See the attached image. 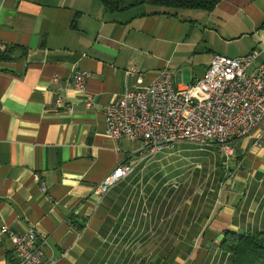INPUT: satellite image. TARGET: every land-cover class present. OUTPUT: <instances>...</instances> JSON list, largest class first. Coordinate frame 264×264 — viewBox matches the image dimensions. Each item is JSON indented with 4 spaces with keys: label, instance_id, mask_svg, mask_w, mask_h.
<instances>
[{
    "label": "crops",
    "instance_id": "1",
    "mask_svg": "<svg viewBox=\"0 0 264 264\" xmlns=\"http://www.w3.org/2000/svg\"><path fill=\"white\" fill-rule=\"evenodd\" d=\"M144 12H109L100 0H0V264H18L3 227L35 231L50 264H233L221 246L226 231L264 235V147L254 137L233 145L225 172L215 145L182 143L141 158L136 143L108 136L104 115L163 72L176 88L201 79L216 54L256 52V66L264 62V0H224L210 13ZM79 70L90 73L94 105L76 89ZM211 159L214 197L173 189L186 166ZM120 163L133 173L101 193ZM164 167L166 193L152 172L142 176H166ZM150 232L174 237L151 247L159 254L148 263L140 251Z\"/></svg>",
    "mask_w": 264,
    "mask_h": 264
},
{
    "label": "built area",
    "instance_id": "2",
    "mask_svg": "<svg viewBox=\"0 0 264 264\" xmlns=\"http://www.w3.org/2000/svg\"><path fill=\"white\" fill-rule=\"evenodd\" d=\"M258 57L256 52L240 58L216 54L204 76L183 88L175 87L169 72L147 87H132L104 108L108 136L136 143L141 158L187 143L215 145L229 163L235 160L233 145L239 140L254 137L256 147H264V62L256 66ZM89 77V72L79 70L74 82L87 105H94L86 90ZM53 84H59L57 77ZM133 171L132 164L120 163L99 190L107 194ZM1 233L10 236L18 264H50L46 242L35 231L16 235L3 227Z\"/></svg>",
    "mask_w": 264,
    "mask_h": 264
},
{
    "label": "trees",
    "instance_id": "3",
    "mask_svg": "<svg viewBox=\"0 0 264 264\" xmlns=\"http://www.w3.org/2000/svg\"><path fill=\"white\" fill-rule=\"evenodd\" d=\"M224 0H100L109 12L138 9L153 15L179 16L185 11L210 13ZM2 55V54H1ZM233 264H264V235H239L226 231L221 242Z\"/></svg>",
    "mask_w": 264,
    "mask_h": 264
},
{
    "label": "rangeland",
    "instance_id": "4",
    "mask_svg": "<svg viewBox=\"0 0 264 264\" xmlns=\"http://www.w3.org/2000/svg\"><path fill=\"white\" fill-rule=\"evenodd\" d=\"M187 145L193 146L195 149H203V147H200L197 145H192V144H187ZM207 155H212L214 158V155L210 154L209 151H208ZM216 155H218V154H216ZM219 156H220V165L224 169L223 171L226 172L225 167H227V165L230 162L229 163L225 162L224 159L221 160L222 157H221L220 153H219ZM152 160L153 159H151V160L149 159L146 161L151 162ZM194 161H197V160H194ZM194 161H193L192 165L186 166L181 172H179L175 176L176 182L174 184L172 182V184H173V186L178 187V188H175L173 186H165L166 181L172 180V178L169 175V170L165 167H164L163 172L166 174V176H161L160 172H157V170L153 171V170H149V169L143 170L142 176L144 175L143 177H145L146 175H150V172H152L153 174L150 175L149 177L153 178V179H157L158 180L157 182L160 185L159 189H162V191H165V193H166L167 188L172 189V187H173V189H175L178 194L183 193V192L184 193L187 192V195L191 194V195H193L192 197H194V196H196L195 195L196 193L202 192V190H203L205 193V194L204 193L203 194H204V196H206V199H211L210 197H214L216 195V194L211 192V190L213 189L212 187L215 185V181L217 179H219L218 171L213 170V168H212V165L214 162L212 159L208 160V162L206 160V162L200 163V167H199V166H197L198 162L194 164ZM198 165H199V163H198ZM232 174H230V175H232ZM223 177H227V175L226 176L224 175ZM228 177H229L228 180L232 179L231 176H228ZM155 183L153 184V187L156 186ZM221 184L223 185L224 182ZM172 236L174 237V235H171V238H169V236L162 235V236H160V238H155V237H157V234H154V232L148 233V235H146V237L143 236V238H144L143 240L145 241V242L143 241V248L144 249L141 250L140 252L142 253V255L144 257V260L147 259L148 263L152 262L151 260H152L153 255H155L158 252L153 250V248L152 249H150V248L154 247V246H160V245H162V246L170 245L173 241ZM175 237H176V235H175ZM174 239H175L174 244H176L178 238L176 237ZM133 241H134V239L131 242L132 245L135 244V242H133ZM116 253L118 254V251H116ZM119 253H120V251H119ZM122 253H125V251H121V254ZM161 253L163 254L165 252L161 251ZM127 264H134V262L131 260V262L127 263Z\"/></svg>",
    "mask_w": 264,
    "mask_h": 264
}]
</instances>
